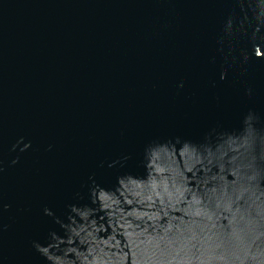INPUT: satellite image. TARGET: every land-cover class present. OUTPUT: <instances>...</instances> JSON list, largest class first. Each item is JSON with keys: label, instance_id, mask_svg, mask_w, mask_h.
Listing matches in <instances>:
<instances>
[{"label": "water", "instance_id": "water-1", "mask_svg": "<svg viewBox=\"0 0 264 264\" xmlns=\"http://www.w3.org/2000/svg\"><path fill=\"white\" fill-rule=\"evenodd\" d=\"M0 264H264V0H0Z\"/></svg>", "mask_w": 264, "mask_h": 264}, {"label": "clouds", "instance_id": "clouds-1", "mask_svg": "<svg viewBox=\"0 0 264 264\" xmlns=\"http://www.w3.org/2000/svg\"><path fill=\"white\" fill-rule=\"evenodd\" d=\"M38 247V245H36Z\"/></svg>", "mask_w": 264, "mask_h": 264}]
</instances>
